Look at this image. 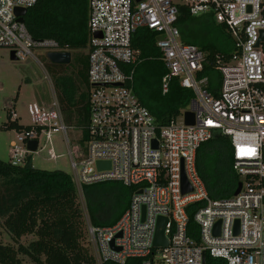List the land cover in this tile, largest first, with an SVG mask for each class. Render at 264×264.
Instances as JSON below:
<instances>
[{
  "label": "built area",
  "instance_id": "1",
  "mask_svg": "<svg viewBox=\"0 0 264 264\" xmlns=\"http://www.w3.org/2000/svg\"><path fill=\"white\" fill-rule=\"evenodd\" d=\"M39 0H0V46L10 47L18 59L33 58L43 68L36 50L60 51L53 39L36 40L17 7H32ZM192 15L209 14L226 23L234 49L226 60L217 54L222 83L217 94L208 88L204 70L206 54L196 44L181 39L176 24L179 5ZM88 54L90 117L83 130L66 123L56 94L45 115L17 131L9 148L13 165H25L33 155L47 153L58 160L57 134L67 146L78 187L105 181L135 186L130 206L113 225L86 224L97 264H206L204 254L223 258L227 264H264V0H89ZM141 27L157 32V46L169 71L162 79L166 93L176 79L195 97L181 114L159 125L134 90L135 68L142 61L133 37ZM262 33V40H259ZM62 51V50H61ZM10 116L17 120L14 105ZM192 110L195 123L185 112ZM80 133L72 144L69 130ZM231 138L232 167L241 188L229 197L210 198L197 170L200 145L215 132ZM37 140V149L28 147ZM61 140V141H62ZM99 160L110 167L99 169ZM183 173L192 190L183 191ZM141 190V192H140ZM204 204L194 214L199 231L189 234L187 207ZM159 217H165L166 246L155 247ZM220 221L219 232L215 233ZM237 222V223H236Z\"/></svg>",
  "mask_w": 264,
  "mask_h": 264
},
{
  "label": "trees",
  "instance_id": "2",
  "mask_svg": "<svg viewBox=\"0 0 264 264\" xmlns=\"http://www.w3.org/2000/svg\"><path fill=\"white\" fill-rule=\"evenodd\" d=\"M24 18L36 40L53 39L61 50L88 49L89 0H39L27 8ZM176 24L183 42L196 44L205 52V66L200 76L208 77L209 90L217 94L222 74L217 68L216 56L221 54L227 60L234 49L230 27L226 23H217L209 14L192 15L185 4L179 5ZM156 40L157 32L148 27L139 28L133 37V45L142 56L135 68L134 90L159 125H165L181 114L195 94L176 79L170 82L168 92H163L162 79L169 69L161 58ZM79 60L81 63L75 76L65 71V63L49 61L47 66L53 76L64 119L67 124L83 130L84 140L90 117L89 54L81 55ZM80 80L89 91L81 90ZM5 125L16 130L28 127L11 119ZM232 162L231 138L219 131L198 148L197 170L210 198L229 197L234 193L241 179ZM102 187L115 192L124 191L121 200H117L120 207L105 210L100 203ZM82 190L91 222L107 226L115 224L128 209L136 187L112 180L84 184ZM78 199L74 178L64 170L35 168L31 157L25 165H13L0 159V221L13 240L8 243L0 241V262L23 264L26 258L33 264H97L92 250L83 244L87 230ZM203 204V201H197L187 207L189 234L195 238L199 227L194 214ZM28 235L32 239L23 242ZM132 260H129L131 264ZM206 264H227V261L207 252Z\"/></svg>",
  "mask_w": 264,
  "mask_h": 264
},
{
  "label": "rangeland",
  "instance_id": "3",
  "mask_svg": "<svg viewBox=\"0 0 264 264\" xmlns=\"http://www.w3.org/2000/svg\"><path fill=\"white\" fill-rule=\"evenodd\" d=\"M177 3H184L185 0H175ZM37 56L41 61L45 63L46 68H43L40 63L33 59L28 58L26 60L12 59L11 48L6 46H0V159L8 161L9 147L12 140L16 139V129H10L6 127L5 123L14 118L10 117V107L7 105H14L19 121L25 125L35 124L40 120L41 115H45V109L40 107V102L46 100V105L52 103L54 99L53 89V76L48 69L47 63L50 59L45 56L44 50H36ZM88 49L71 50L72 60L67 63L64 68L68 74L76 73V69L80 67L79 57L81 55H87ZM28 78V80H27ZM82 91H89V87L82 81ZM47 111L46 106V115ZM79 130L70 129L69 135L72 140V144L77 143L75 137L79 135ZM56 140L57 149L59 152H65V154L58 160H50L47 158V153L43 152L42 155H33L32 163L35 168L55 170L61 169L65 172L73 175V169L71 167L70 158L67 153V146L62 140L61 133L57 134ZM62 140V141H61ZM100 186H103L101 184ZM79 191V205L83 210V218L85 225L87 224L86 218L90 219L89 211L86 206L83 190ZM100 203L105 207V210L111 207L118 206L120 203L117 201L120 196L124 195L123 190L112 191L109 188L104 187L100 190ZM121 200V199H120ZM32 239L31 235H28L22 239L23 242L28 243ZM0 241L4 243L13 242L11 235L1 225L0 221ZM83 244L88 246L92 252L93 248L88 241L87 235L83 239ZM24 258V257H23ZM0 264H2L0 262ZM23 264H33L28 259L24 258Z\"/></svg>",
  "mask_w": 264,
  "mask_h": 264
},
{
  "label": "water",
  "instance_id": "4",
  "mask_svg": "<svg viewBox=\"0 0 264 264\" xmlns=\"http://www.w3.org/2000/svg\"><path fill=\"white\" fill-rule=\"evenodd\" d=\"M26 12H27V8H25V7H17L15 9V13L18 16V20H20L21 22H25L24 15ZM262 38H263L262 33H260L259 40H262ZM47 57L50 59V61H52L54 63H65V64H67V63H70L72 60V54H71V51H69V50L49 51V52H47ZM11 58L12 59H18L14 50H11ZM185 120H186V123H188V124H194L195 123V114L192 110H188L185 112ZM37 144H38L37 140H31L28 143V147L32 150H36ZM97 165H98L99 169L109 168L110 162L99 160L97 162ZM240 188H241V182L239 181L237 184V187L234 190V194H237L239 192ZM191 190H192V187H191L185 173H183V191L188 192ZM140 192H141V190H140ZM166 220L167 219L165 217H159V219H158L157 229H156V233H155V237H154V246L155 247L166 246L168 244V240H167L165 233H164V226H165ZM219 226H220V221L217 222V224H216L215 233L219 232ZM203 261H204V263H206V255L205 254L203 256Z\"/></svg>",
  "mask_w": 264,
  "mask_h": 264
},
{
  "label": "crops",
  "instance_id": "5",
  "mask_svg": "<svg viewBox=\"0 0 264 264\" xmlns=\"http://www.w3.org/2000/svg\"><path fill=\"white\" fill-rule=\"evenodd\" d=\"M40 104L42 105V104H45V107H46V100H42L41 102H40ZM7 106H9V105H7ZM19 124H23V123H21L20 121H19V117L17 118V120H16ZM23 125H25V124H23ZM13 141V140H12ZM12 141H11V143H12ZM11 143H10V146H11ZM10 148V147H9Z\"/></svg>",
  "mask_w": 264,
  "mask_h": 264
}]
</instances>
